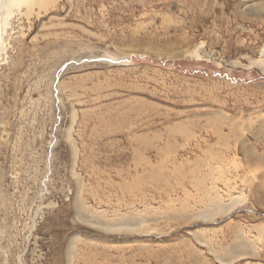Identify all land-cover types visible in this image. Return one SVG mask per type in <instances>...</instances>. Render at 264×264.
<instances>
[{
  "label": "rangeland",
  "instance_id": "374dc122",
  "mask_svg": "<svg viewBox=\"0 0 264 264\" xmlns=\"http://www.w3.org/2000/svg\"><path fill=\"white\" fill-rule=\"evenodd\" d=\"M7 18L0 264H264V0Z\"/></svg>",
  "mask_w": 264,
  "mask_h": 264
},
{
  "label": "bare ground",
  "instance_id": "6f19581e",
  "mask_svg": "<svg viewBox=\"0 0 264 264\" xmlns=\"http://www.w3.org/2000/svg\"><path fill=\"white\" fill-rule=\"evenodd\" d=\"M29 0H0V50L3 48V39L2 35L5 33V28L7 26V18L12 14V10L22 6L25 2ZM261 66H264V61L258 60Z\"/></svg>",
  "mask_w": 264,
  "mask_h": 264
}]
</instances>
